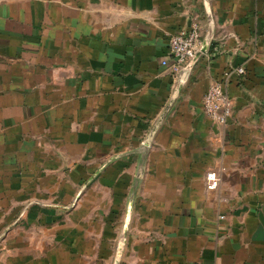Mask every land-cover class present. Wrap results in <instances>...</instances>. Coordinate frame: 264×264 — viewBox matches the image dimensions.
Segmentation results:
<instances>
[{
	"label": "crops",
	"instance_id": "crops-1",
	"mask_svg": "<svg viewBox=\"0 0 264 264\" xmlns=\"http://www.w3.org/2000/svg\"><path fill=\"white\" fill-rule=\"evenodd\" d=\"M0 264H264V0H0Z\"/></svg>",
	"mask_w": 264,
	"mask_h": 264
},
{
	"label": "built area",
	"instance_id": "built-area-1",
	"mask_svg": "<svg viewBox=\"0 0 264 264\" xmlns=\"http://www.w3.org/2000/svg\"><path fill=\"white\" fill-rule=\"evenodd\" d=\"M204 41L205 39L202 27L197 21L193 22L190 28L180 29L176 32L170 38V51L174 71H185L193 67L198 61H193V59L202 49ZM163 64L168 65V61L164 60ZM237 73L239 75H245L246 67L242 65L239 66L237 68ZM228 80L229 78L227 77V80L224 78L222 81L210 83L203 97L204 112L206 116L215 124H226L233 113L232 98L228 92L227 86ZM150 133L141 142V144L146 143L149 140ZM154 136L149 140L148 144L150 148ZM205 178L209 189L217 188L221 182V176L215 169L208 170L205 174Z\"/></svg>",
	"mask_w": 264,
	"mask_h": 264
},
{
	"label": "water",
	"instance_id": "water-1",
	"mask_svg": "<svg viewBox=\"0 0 264 264\" xmlns=\"http://www.w3.org/2000/svg\"><path fill=\"white\" fill-rule=\"evenodd\" d=\"M207 47H208V41L205 39L204 41V44H203V47L202 49L196 54V56L194 57L193 61H197L200 59V57L206 52L207 50ZM180 90V88L174 93L173 97L171 98V102L176 99V96H177V92ZM171 102L168 106V108H170V105H171ZM167 108V109H168ZM167 112V110H166ZM165 117V112L162 116H160L159 120L156 122V124L153 126L152 130H151V133H150V136H149V140L152 139V137L154 136V134L156 133L157 129L159 128V126L162 124L163 122V119ZM149 140L146 142V143H142L140 145V147L144 150V152H148L150 150V146H149ZM144 174V167L142 166L141 170L139 171L138 173V177H142V175ZM130 210H129V214H130ZM128 229H129V221L127 220L123 226V229H122V234H121V242H125L126 240V237H127V232H128Z\"/></svg>",
	"mask_w": 264,
	"mask_h": 264
}]
</instances>
